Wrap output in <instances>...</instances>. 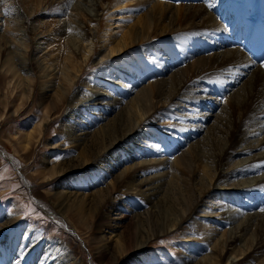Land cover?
<instances>
[{"label":"bare ground","instance_id":"bare-ground-1","mask_svg":"<svg viewBox=\"0 0 264 264\" xmlns=\"http://www.w3.org/2000/svg\"><path fill=\"white\" fill-rule=\"evenodd\" d=\"M53 1H61L63 5H70L71 3V0ZM258 1L245 0L244 11L236 9L230 0H226L225 3H218V0H201L200 3L189 2L188 4L172 3V0H103L101 3H96L95 16H89L93 22V27L96 24L101 25L103 23L104 26L110 28L109 25L113 23L107 22L108 19L106 18L101 21L100 15L104 10V3H106L107 8H115L119 5L115 10L121 12L124 10V6L127 7L128 5L133 10L138 7L145 9L136 17L135 22L126 27L127 29L122 32L115 44L111 42L110 34H107L105 38L100 35V46L106 47V50L100 56L101 59L99 58L94 63L93 69H97L98 74L92 76L93 81L89 86L84 85L85 88L80 86L79 100L75 99L76 101L73 102V108L75 109L67 112L66 116L68 118L61 128V131L70 137L72 144L74 146L80 144L81 148L76 156L63 164L56 163L54 157L48 159L49 155H44L42 161L47 164V167L45 170L38 171L37 175L43 177L42 181L45 182L61 175L69 162L73 166L89 159L100 162V167L92 169V175L89 174V183L93 186L96 180L97 183L95 184H99L108 179L103 185H98L93 194L88 197L80 195L78 199L72 195V191L62 193L61 190H55V192L49 193L51 202L57 206L58 210L66 213L76 225L81 221L83 224L89 223L87 226L90 227L95 219L97 230H94L95 235L91 239L92 243L95 244L93 248H96L97 257L100 260H107L109 253L112 252V245L105 241L106 234L102 233L105 229L116 232L115 235L119 239L118 248L121 241L125 245L124 247L121 246L123 249L119 254L131 250L138 251L152 238L167 233L168 227H172L181 220L192 219L195 207L205 197H212V192L218 190L220 195L229 194V192L235 193V195L252 193L264 184V61L262 63L252 62L244 49L241 50L232 38V36H237L240 33V40L246 44L245 35L249 30V26L245 16L249 12L256 13L257 10L264 15V0H260L261 7L259 8L256 6ZM51 2L52 0H23V4L28 7L26 8V11L29 10L28 15L31 12H38V9L44 5L49 6ZM228 9H232V12L235 13L230 20L227 19L226 14ZM100 10L101 12H99ZM76 12H72L71 20L62 21L57 26L56 30L58 31L64 28L71 30L70 35L65 33L64 38L62 37L64 46L61 47L62 45H60L59 48L55 46V51L53 50L56 52L57 49L56 54L60 56L54 58L55 55L52 58L50 56L47 58L46 54L48 53L43 54L42 59H46V64L43 67L36 59L39 75L28 71L33 68L31 57L34 50H36L35 48L39 47L38 44L44 43V41H35L34 36H28L27 32L23 35L22 28L19 27H16L13 32L10 31L11 33L3 32L0 34V79L3 78V81L0 82V92L4 90V94L7 93L13 100L19 98L17 103H13L16 112L23 108L24 102L22 100L25 98L27 100L32 91H35V82L38 78L40 79L41 88L49 86L50 89H53V85L49 76L55 78L56 74H60L61 78L60 85L55 87L54 90L53 96L56 100L49 102L45 107L42 104L43 110L39 115L41 120L26 131H23V129L22 132L19 131L21 133L19 136H10L13 142L10 139L9 142L16 147L15 150L19 149L17 147L20 142L23 149L29 148L30 150L34 148L33 143H39L42 139L43 129L51 121V113L54 109L60 108L66 97L70 95V92L74 89L75 80L79 79L84 70V64L90 59L93 50L91 49V43H94L84 44L83 40L79 41L71 37L75 34L82 38L84 34L93 33L92 27L85 29L86 25L82 26V22L76 21ZM25 22L23 21L26 31L30 32L35 28L27 24L30 23L28 17H26ZM233 24H235V27H232ZM224 26L232 28L233 34L227 37L225 44L216 43V39L222 35ZM80 29L82 30L81 33H79ZM38 31L40 33L44 32L43 28ZM102 31L103 28H100L98 33L100 34ZM192 31H195L196 35L191 38V45L188 44L190 45L189 48L194 49L191 52L194 53L195 57L184 67H177L178 61H173L174 63L171 66L165 65V69L161 68L163 65L161 61L165 53L161 50L162 52L157 54L159 59L157 70L172 71L169 76L161 77L154 82H147L127 99H125L126 96L135 86H132L133 83L135 84L139 78H134L132 85L127 83L126 86L121 85L120 81L110 80L115 78L118 71L122 72L119 57L118 59L114 57V53L120 51L121 45H126L127 50H129L126 52H130L135 50L136 40L146 42L152 39L153 36L157 38L168 34L173 35L171 40L186 42ZM18 34L19 36L15 38ZM45 41L47 40L45 39ZM23 47L25 48L24 52H22ZM183 50L187 53L184 48ZM165 52L167 54V51ZM20 53L22 54L21 58L19 57ZM184 56L187 57V54H184ZM125 59L128 67L130 66L128 71L131 73L132 68H135L133 65L137 63L138 59L128 54ZM111 60H113V65H110L112 71L105 68L108 64L106 62ZM48 66H51L50 73H48ZM143 72L145 73V71ZM155 74L158 73L155 72ZM141 76H144L143 73H141ZM234 76L235 80L229 82L228 78ZM125 77L128 78L129 76ZM206 78L214 79L220 82L221 85L228 87L225 88L227 91L229 90L226 98L229 103L224 105L220 103L219 111H224V114H221V112L217 114L214 118L217 121L206 129L204 135L194 139L187 152H182L171 163L172 161H168L169 157L165 156L166 153L169 154L170 149L161 148V137L153 136L143 126L144 121L149 115L153 118L157 109L178 106V99H180L179 104L189 105L194 103L198 108L201 107L200 104L204 106L206 98H203L200 93H206V87L199 81ZM108 87L113 92L117 90L116 93L122 94L114 95L115 93L110 92ZM2 98L0 96V101ZM3 105L6 108L7 101ZM87 107L93 108L92 116L86 114ZM210 109L207 108L206 112L191 109L190 113H186L185 116L181 117L186 123H182L180 126L184 130V133H181L182 139H192L203 131L199 123L190 126L187 124V120L195 118L203 121L209 115H212L213 109L211 107ZM92 117L97 118L95 123L91 119ZM96 124L97 127L95 128ZM218 125H221L222 130L225 131L224 138L221 140L216 139L214 136L211 137L214 130H220ZM142 132L145 136L150 134L149 138L143 137ZM136 141H141L144 145L142 143L137 145ZM53 145L57 146L58 144L53 143ZM140 145L142 146L140 147ZM22 152L24 153L25 150ZM127 156L138 159L132 161L130 165L126 164L117 172L118 164L123 163L122 160L127 159ZM237 156H240V158H236ZM196 165L198 167L201 165V173H195L197 170L195 171L193 166ZM180 169L183 172L191 173L190 179L195 187L194 189L187 187L189 193L187 197L182 196L180 190L177 191L180 201L175 203H181L182 208L176 209L171 218L162 217L165 215L161 214L160 220L158 211L163 210L165 212L166 208L163 206L168 202L167 210H169L170 205L178 200L173 198L170 190L172 189V192H174L176 185L180 188L183 183L187 184L183 177L178 174L181 172ZM65 178L61 182L63 187L64 183L66 185L70 183L69 177L66 180ZM223 178L226 179L225 188L220 185ZM173 181H175V185H172ZM117 184L120 185L119 187L122 190L119 188L120 191H116L115 186ZM223 189L227 191L222 193ZM106 198L110 204L105 202ZM250 205L251 208L247 207V209L239 210V208L231 207V205L230 209H227L225 206L218 204L217 209L222 208V211H220L222 220L230 221L229 223L232 225L230 224V230L224 239H214V237H211L212 235L210 236V242L214 241L210 252L201 255L196 264H218L217 262L221 257L226 258L227 264H235L238 254L260 247L262 240L256 237L255 241H251L247 245L248 250L246 249L247 246L244 248V245H242L240 253L236 254L235 252V247L243 241L249 230H263L264 211L261 213L260 209L257 210L260 202L253 200ZM142 206L146 208L141 211L139 209ZM205 211L208 214L214 213L212 212L214 210ZM149 214L158 215L156 222H151ZM143 220L144 227L142 228L141 223ZM167 223L169 225H166ZM145 228L151 230L146 231ZM24 233L26 235L20 241L17 238L7 239V237H4V233L0 235V242L4 246L3 251H6L4 255L5 263L84 264L83 261L80 262L75 257L72 246L65 244L63 241L51 239L42 246L39 244L40 239L43 238L40 230L38 231L40 239L36 238L33 229H27ZM208 234L203 235L206 238L205 235ZM185 236L187 235L184 233L183 237ZM32 241H37V243L32 246ZM201 249L202 247L198 246L196 250L199 251L196 252L200 253ZM217 250L220 252L216 254L215 251ZM135 255L138 256V260L131 262L133 264H145L149 260L148 256H144L142 253L138 252ZM191 259V256L183 255L180 264H191Z\"/></svg>","mask_w":264,"mask_h":264},{"label":"rangeland","instance_id":"rangeland-1","mask_svg":"<svg viewBox=\"0 0 264 264\" xmlns=\"http://www.w3.org/2000/svg\"><path fill=\"white\" fill-rule=\"evenodd\" d=\"M101 1L103 0H71L70 5H63L61 4V1L55 2L52 0V2L50 3L51 7L50 5H44L41 8L40 5L38 12H31L28 15L29 10L26 11V8L28 7L23 4V0H0V34L3 32L11 33L16 29V27H19L22 28L21 31L24 33L23 35H25L27 32L28 36H34L35 41H44V43L38 44L39 47L35 48L36 50H34V53L32 54L31 60L33 68L28 71L30 73L34 72V74L39 75L40 72L36 67V59L38 60V62H40L42 67L45 66L46 59H42L43 54L48 53L46 54L47 58H49V56L52 58L55 55L56 56L54 58L60 56H57L56 54L57 49L56 52H54L55 48H59L60 45H62L61 47L64 46L62 44V41L64 40L63 36L65 35V33L70 35L71 30H69V28H64L61 31H58L56 29L60 22H67L71 20L70 16L72 12L77 11L75 13V16L77 17L76 21L82 22V26L86 25L85 29H87L88 27H92L93 33H89L87 35L84 34L82 38L75 34L71 35V37H74L79 41L83 40L84 44H87L88 42L94 43H91V49L93 50L91 51L89 61L84 64L85 67L82 71V74L80 75L78 80H75L73 84L74 89L70 92V95L63 101L61 107L53 110L50 116L51 121H49L46 125V128L43 129L44 132L42 131V139L39 141V143L37 142L38 144L33 143L34 148H32L31 150L29 148L23 149L20 145L21 142L19 144L20 146L18 145L17 147L19 149L15 150L16 147L14 145H11V142H9V139L13 142L10 136H19L21 134L19 133V131L22 132V129L23 131H26L32 128L36 122H39L41 120V117L39 115L41 114L43 107H45V105H47L49 102L56 100L54 99L53 95L55 87H58L61 83L60 74H56L55 78H53L51 75L49 76L51 78L50 81L53 85V89H50L49 86L46 88H41L39 83L40 79L38 78V80H36L35 82V91H32L30 97L27 100L26 98L22 100L24 102V106L17 112L15 111V104L13 103H17L19 98L13 100L7 95V93L4 94V90L0 92V96L3 97L0 101V235L4 233V237H7V239L17 238L20 241L26 235L24 233L25 230L33 229V231L36 233V238L40 239L38 234V231L40 230L41 236L43 237L42 239H40V245L44 246V244L49 242L51 239L63 241L65 244L72 246L73 254H75V257L78 259V261H83L84 264H133L131 262H133L134 260H138V256L135 255L138 252L140 254L142 253L144 256H148L149 260H147L145 264H180L183 255L191 256L192 259L190 263L196 264V261H199L201 255L210 252L212 243L214 241L212 240L210 242L209 239H211V237H214V239H224L225 235L228 234L232 225L231 223H229L230 221L222 220L220 214L222 208L217 209L218 204H220L221 206H225L227 209H230L231 205V207H237L239 208V210H244L247 209V207L251 208L250 204H252L253 200H255L260 202L257 210L260 209L259 211L262 213V211H264V184L260 185V187L252 193H242L235 195V193L229 192V194L220 195L218 193V190H216V192H212V197H205L203 201L199 203L197 207H195V210L193 212L194 216L192 217V219L186 221L181 220V222L175 223L172 227H168L167 233H162L157 237L152 238L149 242H146L147 244L141 247V249H139L138 251L131 250L128 252H124L123 254H119L122 252V249L125 245H123L121 241L120 247L118 248L119 239L118 236L115 235L116 232H110L107 229L103 230L104 232L102 230H99L102 231V233L106 234L105 241L109 245H112V252L110 251L111 253H109V257L107 258L108 261H102L97 257L96 248H93L95 244L92 243L91 239L92 236L95 235L94 230H97L95 219L90 227L87 226L89 225V223H85V225L81 223V221H79L78 225H76L75 222L66 215V213L58 210L57 206L51 202L49 195L50 192H55V190H61L62 193L72 191V195L76 196L78 199L80 198V195H85L86 197H88L89 195L93 194V191L97 189L96 187L98 185H103L104 182H106L108 179L105 178L106 180H103V182L99 184H95L97 183L96 180L93 186H91L89 183V174L92 175V169H98V167H100V162L94 161V159H89L88 161L78 163L76 166H73V164L69 162L66 165L67 167H65L66 169L63 170L61 175H59L57 178L45 182L42 181L44 179L43 177L37 175L38 171L45 170L47 167V164L42 161L44 155H49L48 159L54 157L56 163L59 162L60 164H63L64 162L67 163L68 161H70V158L76 156L78 150L81 148L80 144L74 146L72 144L73 142H71L70 140V137L66 136L61 131V128L63 123H65L68 118L66 116L67 112L71 110L74 111L75 109L73 108V102H75L77 99L79 100L78 93H80L81 91L80 86H83V88H85L84 85L89 86V84L93 81L92 76L98 74L97 69H93V66L95 61L97 62V60H99L100 56L106 50V47L102 45L100 46V35L101 37L105 38L107 34H110V40L115 44V41L121 36L122 32L127 29L126 27L129 24L135 22V20L137 19L136 17L145 9H140L138 7L137 9L133 10L128 5L127 7L124 6V10L121 12L115 10L117 7H119V5L115 8H107L106 3H104V10L100 15L101 21L102 19L106 18L108 19L107 22L113 23L109 25L110 28L104 26L103 23L101 25L96 24V26L93 27V22L91 21L90 17L95 16L94 12L96 11V3H101ZM186 1L188 2L189 0ZM197 1L198 3L201 2V0ZM176 2L185 3L179 0H172V3ZM192 2L197 3L195 1ZM222 2L225 3L226 0H218V3ZM258 4H260V6L257 4L256 6H258V8L261 7L260 0L258 1ZM232 11V9H228L226 12L228 16L227 19L229 20L232 19V17L235 15V13H233ZM99 12H101V10ZM25 16L28 17V21H30V23L27 24L35 27L34 29L30 30V32L26 31L25 29ZM23 21L25 23H23ZM232 27H235V24H233ZM40 28H43L44 32L40 33L38 31ZM100 28H103V31L99 34L98 31L100 30ZM81 32L82 30L80 29L79 33ZM195 35V31L190 32L186 42L171 40L173 38L172 34L160 36L157 38L153 36L152 39L146 42H142V40H136L137 43L134 44L135 50H132L130 52H126L129 51L127 50L128 47L126 45H121L120 51H118L117 53L115 52L114 57H117V59L119 57V62L122 66V72L118 71L117 74L114 71L116 73L115 78H111L110 80L112 81L114 79L113 81L115 82L120 81L121 85L126 86L127 83H130V85H132L134 78L136 77L139 78L138 81L142 79L140 83H138V81H136L135 84L133 83L132 86H135L126 96L125 99H127L147 82L157 81L161 77L169 76V73L172 72H163L160 69L157 70V67L159 65V59L157 58L158 53H161L162 51L163 53H165L163 54L165 56L161 61L163 62L161 68L164 69L165 65H168L169 67V65L171 66V64H173L175 61H178V64L176 65L177 67H184L185 64L190 63V61L195 57L194 53L191 52L194 49L192 50L191 48H189L191 45V38H193ZM18 36L19 34L15 36V38ZM45 39L47 41H45ZM222 40L223 39H221L220 35L216 39V43L220 42L222 44H225L227 42V39L223 41ZM182 47L187 53L184 52ZM24 51L25 48L23 47L22 52ZM49 51L51 52L49 53ZM165 51H167V54ZM127 54L137 57L138 59L137 63H134L133 65L135 68H132L131 70L133 73H130V71H128V69H130V66L128 67L127 60L125 59ZM184 54H187V57H185L186 55L184 56ZM21 55L22 54L20 53V58L22 57ZM106 63L108 64L105 66V68H108V70L112 71L111 66L113 65V60ZM50 68L51 66H48V73H50ZM143 71H145V73ZM155 72H157L158 74H155ZM141 73H143V77L141 76ZM127 75L129 76L128 78L125 77ZM82 78L83 80H81ZM234 80L235 76L232 78H228L229 82H233ZM2 81L3 78L2 80L0 79V82ZM200 81L199 83L203 84L206 87V93H200L203 98H206V103L204 106L200 104L201 107L198 108V106H195L194 103H191L189 105L179 104L180 99H178V106H170L165 109H157L155 112L156 114L153 118L149 115L148 118H146L144 121L143 126H145V128H147L150 133L153 134V136L157 135V138L161 137V148L163 149L166 147L167 149H170L169 154L166 153L165 156L169 157L168 161H172L171 163H173L178 155H180L182 152L185 151L186 153L193 140L198 137H202V135H204V133L206 132V129L211 127L210 125H213V123L217 121V119L214 120V118L217 114H220V106L229 103V100L226 99L229 93V90H226V88H228L226 87V85H221L220 82H217L214 79L206 78L205 80ZM217 84H219V86H217ZM209 86L214 89H210ZM221 86L222 88H220ZM108 89L110 90V92L112 91L109 87ZM116 91H112V93H115L114 95L122 94H118L116 93ZM213 91L219 93L220 91H222L223 95L219 97ZM5 101H7L8 104L6 108H4L3 105ZM39 104L41 105L39 106ZM210 107L213 109L211 112L212 115H209L205 120H203L204 122L199 121L195 118H192L193 120H187V124L190 126L199 123L201 128H203V131L199 132L192 139H182L181 133H184V130L180 126L182 125V123H185V121L182 120L181 117L185 116L184 114L186 113H190L191 109L198 110L199 112H206L207 108L210 109ZM86 109V114L92 116L93 108L87 107ZM221 114H224V111L221 112ZM110 116H112V114ZM91 119L94 123L97 121V118L92 117ZM218 126H220V130H214L213 133H211V137L214 136L216 139L221 140L222 138H224L225 131L222 130L221 125ZM94 127L96 128L97 124ZM141 135L147 138H149L150 136V134L149 136H145L144 132H142ZM136 142L137 145L142 143L141 141ZM53 143L58 145L54 146ZM141 146L142 145H140V147ZM23 150H25L24 153L22 152ZM236 158H240V156H237ZM137 159L138 158L136 157L132 158L127 156V159L122 160L123 163L118 164L116 171L119 172L121 168H123L126 164L130 165L132 161H135ZM200 166L201 165H199V167L197 165L193 166V169L195 171L197 170V172L195 173H201L202 167ZM178 174L183 177L187 184L183 183L180 188L176 185V188L174 187L175 189H177L176 192L175 189L174 192H172V189L170 190V193L175 199H178L179 197L177 191L180 190V194L182 193V196L187 197V195L189 194L187 189H194L195 187L190 179L191 173L183 172L181 170V172H179ZM64 177H69L70 183H68L67 185L64 183L63 187V184H61V182ZM225 178L221 179L220 182V185H222L223 188H225L226 186ZM172 185H175V181H173ZM119 186V184L115 186L116 191L122 190V188ZM226 191V189H223L221 192L223 193ZM177 201L180 200H175L173 204L170 205L169 210H167V205L169 204V202L166 203L163 206L164 208H166V211L164 212L163 210H159V216L155 214H149V219L151 217V222H156L157 216L161 220V214L165 215L162 217L171 218L172 215H174L176 209L182 208L181 203H175ZM105 202L110 204L107 198L105 199ZM145 208V206H142L139 210L142 211L145 210ZM161 209L163 208L161 207ZM205 210H214L212 211L214 213L208 214ZM193 220L196 221L194 222ZM143 225L144 220L141 223L142 228L144 227ZM166 225H169V223H167ZM145 229L146 231L151 230L148 228ZM259 231L260 229L249 230L245 234L243 241L239 242V244H237V246L235 247V252L236 254L240 253L242 245H244L245 248L251 243V241H255L254 239L256 237H259V239L262 240L263 244L261 243L259 248L250 249L246 253L243 252L240 253V255L238 254V259H236L235 264H263L264 225L263 230H261L260 232ZM184 233L187 236L183 237ZM207 233H209V236L205 235L207 236L205 238L203 234ZM36 243L37 241H32L31 245L34 246ZM198 246L202 247L200 253L196 252L199 251L196 250ZM3 248L4 246L2 242H0V264H7L4 260L6 251H3ZM246 249L248 250V246ZM219 252V250L215 251L216 254ZM217 263L227 264V260L226 258L221 257V259L218 260Z\"/></svg>","mask_w":264,"mask_h":264},{"label":"snow or ice","instance_id":"snow-or-ice-1","mask_svg":"<svg viewBox=\"0 0 264 264\" xmlns=\"http://www.w3.org/2000/svg\"><path fill=\"white\" fill-rule=\"evenodd\" d=\"M57 159H59V158H57Z\"/></svg>","mask_w":264,"mask_h":264}]
</instances>
